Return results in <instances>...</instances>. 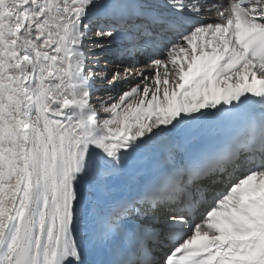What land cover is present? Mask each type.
<instances>
[{"label":"snow or ice","instance_id":"1","mask_svg":"<svg viewBox=\"0 0 264 264\" xmlns=\"http://www.w3.org/2000/svg\"><path fill=\"white\" fill-rule=\"evenodd\" d=\"M122 7L0 0V264H94L93 245L107 264H264V0H136L134 20ZM105 47L154 75L109 80ZM134 76L92 102L97 80ZM208 120L239 127L111 191L130 152Z\"/></svg>","mask_w":264,"mask_h":264},{"label":"bare ground","instance_id":"2","mask_svg":"<svg viewBox=\"0 0 264 264\" xmlns=\"http://www.w3.org/2000/svg\"><path fill=\"white\" fill-rule=\"evenodd\" d=\"M110 2L124 5V7L117 10L118 15H123L133 20L135 19V8L133 5L136 3V0H103L105 5ZM153 2L162 4L164 0H153ZM224 2L227 3V0H224ZM104 11L105 8L101 7L96 10V13L99 15ZM208 22L215 21L201 20L199 23ZM112 46L116 47L117 45ZM111 58L114 60L112 64L107 63L105 67V62H102V64H100L101 67H99L97 71L101 70L100 72H106L108 76L114 71H120V75L123 76V69H130L133 72L143 70L144 75L148 77L154 75L155 69L152 68L150 64H146V59L144 60L142 56L138 57L139 63L135 64L138 65L135 66L136 69H131V67H129L131 61L122 63L114 56H111ZM139 82V78L135 76L132 77L130 81H121L113 84L106 83L105 80H97L96 86L99 90L94 91L92 102L97 103L99 98H105L108 95L116 96L121 94L124 91H128L131 85ZM218 122L217 120H208L192 124L177 132L175 143L170 144L163 141H152L142 145L135 152H130L125 158L123 167L108 182L111 191L115 194L124 196L134 194L139 190L142 178L152 175L157 171L159 163L164 156L172 152L176 154L178 159H182V157L186 156L189 152L188 144L203 135H208L209 127ZM110 256L111 252L108 246L93 245L90 250L89 259L93 261L94 264H106Z\"/></svg>","mask_w":264,"mask_h":264},{"label":"rangeland","instance_id":"3","mask_svg":"<svg viewBox=\"0 0 264 264\" xmlns=\"http://www.w3.org/2000/svg\"><path fill=\"white\" fill-rule=\"evenodd\" d=\"M99 43H105V44H107V42L106 41H99ZM113 45H115V44H113ZM104 51V53H105V55L103 56L104 58H102L101 60H100V64H102V62H106L107 61V63L108 64H112V61H114V60H112V58H111V56H108L106 53L108 52V48L107 47H105V49L103 50ZM106 57H108V58H106ZM110 57V58H109ZM142 58H144L143 56H142ZM105 59V60H104ZM158 59H164V57H162V58H158ZM144 60H145V58H144ZM146 61V64H149L148 63V61L147 60H145ZM135 66H138V65H135V64H133L132 62L130 63V65H129V67H131V69H134L135 68ZM136 69V68H135ZM101 70H98V72H100ZM112 74L113 73H111V74H109V80L111 79V76H112ZM109 80H105L106 81V83H109ZM133 85H131V87H132ZM130 87V88H131ZM137 99H139V98H137Z\"/></svg>","mask_w":264,"mask_h":264}]
</instances>
